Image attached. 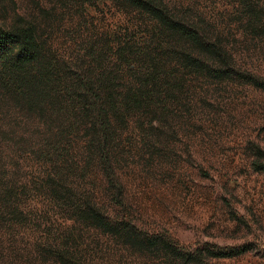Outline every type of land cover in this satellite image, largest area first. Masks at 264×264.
I'll return each instance as SVG.
<instances>
[{
    "label": "rangeland",
    "instance_id": "374dc122",
    "mask_svg": "<svg viewBox=\"0 0 264 264\" xmlns=\"http://www.w3.org/2000/svg\"><path fill=\"white\" fill-rule=\"evenodd\" d=\"M166 2L222 34L237 60L264 81V0ZM142 21L113 0H0L1 28L34 24L46 61L86 75L96 70L102 49L123 36L142 34ZM33 95L10 92L0 83V142L22 134L38 141L43 125H55V118L39 121ZM163 102L131 120L118 139L125 153L116 174L133 222L184 249L248 247L231 258L203 256L197 264H264V169L253 165L264 167V91L195 78ZM16 230L21 234L4 235L5 243L0 242V264H47L48 258L37 254L42 235L31 232L36 227ZM95 236L83 234L84 244L97 240L102 245L84 249L93 264H148L131 262L115 246L106 249Z\"/></svg>",
    "mask_w": 264,
    "mask_h": 264
},
{
    "label": "trees",
    "instance_id": "16d2710c",
    "mask_svg": "<svg viewBox=\"0 0 264 264\" xmlns=\"http://www.w3.org/2000/svg\"><path fill=\"white\" fill-rule=\"evenodd\" d=\"M113 1L143 18V33L102 49L96 70L87 75L46 61L34 24L0 27L1 85L22 96L32 92L42 124L55 118V125L42 126L38 141L22 134L0 142V242L4 235L21 234L17 226L32 225L31 232L42 235L37 254L47 264H93L84 249L93 251L98 242L84 244L86 233L101 236L106 249L119 248L131 262L197 264L203 256L226 259L247 252L248 247L184 249L140 229L116 174L124 150L118 139L131 120L163 107L165 95L189 79L241 82L262 91L264 81L204 20L171 9L166 0ZM40 98L46 105L37 103Z\"/></svg>",
    "mask_w": 264,
    "mask_h": 264
}]
</instances>
